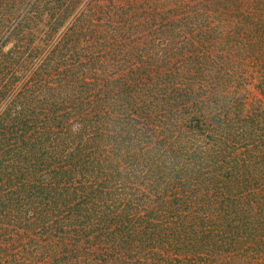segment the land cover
<instances>
[{
	"label": "trees",
	"instance_id": "trees-1",
	"mask_svg": "<svg viewBox=\"0 0 264 264\" xmlns=\"http://www.w3.org/2000/svg\"><path fill=\"white\" fill-rule=\"evenodd\" d=\"M79 1L0 0V264H264V52Z\"/></svg>",
	"mask_w": 264,
	"mask_h": 264
},
{
	"label": "rangeland",
	"instance_id": "rangeland-1",
	"mask_svg": "<svg viewBox=\"0 0 264 264\" xmlns=\"http://www.w3.org/2000/svg\"><path fill=\"white\" fill-rule=\"evenodd\" d=\"M67 1L71 2V0ZM90 1L80 0L78 5L72 10L70 18L73 19L75 16L77 18L82 13H85V8ZM120 1L121 3L123 2V0ZM120 1L117 3H120ZM128 7H134L131 13L135 16V29L139 27L138 23L142 18L153 17V15L147 16L145 14L148 11L146 8L153 11L165 9L168 13L180 16L181 18L192 12H201L205 16L204 21L206 20V25L211 24L217 29L215 35L226 38V41L222 44V49H227L236 59L247 51L254 53L264 52V0H131L128 3ZM143 7L146 8L143 9ZM26 8L27 5L23 4L17 12V17L22 18L27 11ZM10 18L6 17V13L3 16L0 14V28L2 29L0 34H5V31L11 25L13 26L17 23L16 16L13 19L12 17ZM155 39L157 40L153 46L154 51L161 47V42H158L159 38ZM183 39L182 36L175 40L174 47L171 48L172 53H176L177 49L184 46ZM221 39L219 38V41ZM37 44L34 43V45ZM249 62H245L244 66L249 64ZM39 64L40 61L35 55L34 65L37 66ZM261 98V93L252 86L247 97V102L249 104L255 103ZM37 242H34L30 246L29 244L31 243H27L28 252L25 256L27 261L33 260L34 256H36L34 263L42 261V251L45 249V245L41 240H37ZM47 264H52V262H48Z\"/></svg>",
	"mask_w": 264,
	"mask_h": 264
}]
</instances>
